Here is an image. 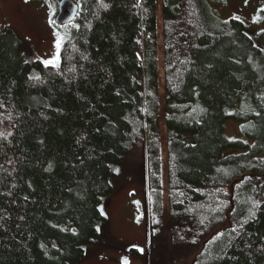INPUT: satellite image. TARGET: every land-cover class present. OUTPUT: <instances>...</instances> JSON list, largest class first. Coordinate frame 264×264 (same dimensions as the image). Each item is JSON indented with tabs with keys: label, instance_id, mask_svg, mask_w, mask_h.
<instances>
[{
	"label": "trees",
	"instance_id": "1",
	"mask_svg": "<svg viewBox=\"0 0 264 264\" xmlns=\"http://www.w3.org/2000/svg\"><path fill=\"white\" fill-rule=\"evenodd\" d=\"M78 4L57 65L0 32V264L82 262L107 222L111 166L143 147L151 249L168 244L156 255L264 264V44L207 0Z\"/></svg>",
	"mask_w": 264,
	"mask_h": 264
},
{
	"label": "rangeland",
	"instance_id": "2",
	"mask_svg": "<svg viewBox=\"0 0 264 264\" xmlns=\"http://www.w3.org/2000/svg\"><path fill=\"white\" fill-rule=\"evenodd\" d=\"M78 3L80 0H75ZM208 5L216 16L223 22L239 20L247 28L249 35L259 46H263L264 37V0H207ZM56 0H0V32L3 28H13L23 36L28 46L26 53L31 61H52L58 54L62 45L78 26L56 24ZM161 0H158L157 9L162 11ZM158 22V37L162 40V22ZM60 43V48L56 44ZM162 124L166 122V106L164 99L165 86L163 85V51L160 49L159 57ZM54 62L49 65H57ZM227 136L232 139L246 138L239 133L236 123L228 122ZM161 152L162 178L164 189L167 186V138L164 135ZM147 154L144 147L138 148L126 156L122 163L113 164L111 167L112 194L105 198L102 204L104 215L107 219L100 228V235L87 248L86 256L79 264H123L126 259L128 264H189L188 259H183L176 252L169 249L167 255L174 259L165 260L156 255L159 243L168 245L167 242H157L153 250L150 243V204L148 191V178L146 165ZM162 247V246H161ZM163 248V247H162ZM136 249L139 257L132 253ZM142 250V251H141ZM167 261V262H166Z\"/></svg>",
	"mask_w": 264,
	"mask_h": 264
},
{
	"label": "water",
	"instance_id": "3",
	"mask_svg": "<svg viewBox=\"0 0 264 264\" xmlns=\"http://www.w3.org/2000/svg\"><path fill=\"white\" fill-rule=\"evenodd\" d=\"M78 10L79 7L74 0H61L55 22L60 25L72 22L78 15Z\"/></svg>",
	"mask_w": 264,
	"mask_h": 264
},
{
	"label": "snow or ice",
	"instance_id": "4",
	"mask_svg": "<svg viewBox=\"0 0 264 264\" xmlns=\"http://www.w3.org/2000/svg\"><path fill=\"white\" fill-rule=\"evenodd\" d=\"M56 48L59 49L60 48V43L58 42L56 44ZM54 62H58V54L56 56H54L53 60L52 61H44L43 63L47 66L49 64H53ZM158 223V221H156ZM142 251V250H141ZM123 264H128V261L125 259L123 261Z\"/></svg>",
	"mask_w": 264,
	"mask_h": 264
},
{
	"label": "bare ground",
	"instance_id": "5",
	"mask_svg": "<svg viewBox=\"0 0 264 264\" xmlns=\"http://www.w3.org/2000/svg\"><path fill=\"white\" fill-rule=\"evenodd\" d=\"M74 1H75V0H74ZM75 2L77 3V1H75ZM59 3H60V2H59ZM77 5H78V7H79V4H78V3H77ZM58 8H59V5H58ZM78 11H79V10H78ZM57 12H58V10H57ZM57 14H58V13H57ZM78 14H79V12H78ZM77 16H78V15H77ZM77 16H76V18H77ZM56 17H57V15H56ZM56 17H55V19H56ZM76 18H75V19H76ZM73 21H74V20H73ZM73 21H72V22H73ZM55 23H56V22H55ZM69 23H70V22H69ZM56 24H57V23H56Z\"/></svg>",
	"mask_w": 264,
	"mask_h": 264
}]
</instances>
